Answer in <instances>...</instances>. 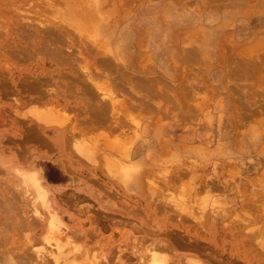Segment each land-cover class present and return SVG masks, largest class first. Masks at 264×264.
Returning <instances> with one entry per match:
<instances>
[{
  "label": "rangeland",
  "instance_id": "1",
  "mask_svg": "<svg viewBox=\"0 0 264 264\" xmlns=\"http://www.w3.org/2000/svg\"><path fill=\"white\" fill-rule=\"evenodd\" d=\"M0 204L26 264H264V0H0Z\"/></svg>",
  "mask_w": 264,
  "mask_h": 264
},
{
  "label": "bare ground",
  "instance_id": "2",
  "mask_svg": "<svg viewBox=\"0 0 264 264\" xmlns=\"http://www.w3.org/2000/svg\"><path fill=\"white\" fill-rule=\"evenodd\" d=\"M69 4H71V3H69ZM74 6V5H73ZM82 8V7H81ZM79 10V9H78ZM52 28V27H51ZM29 33V32H28ZM58 37V36H57ZM66 38V37H65ZM32 39V38H31ZM59 42V41H58ZM256 47V46H255ZM76 58H79V57H76ZM81 59H83V58H81ZM80 59V60H81ZM104 59V58H103ZM109 60V59H108ZM82 61V60H81ZM87 61V60H86ZM77 62V61H76ZM75 62V63H76ZM74 63V62H73ZM79 63V62H78ZM75 65V64H74ZM73 65V66H74ZM66 67V66H65ZM80 67V66H79ZM253 71V70H252ZM86 73V72H85ZM96 73V72H95ZM87 74H89V73H87ZM81 75V74H80ZM79 75V76H80ZM87 76V75H86ZM95 76V75H94ZM93 77V76H92ZM46 80V79H45ZM36 81V80H35ZM32 83V82H31ZM17 85V84H16ZM11 89V88H10ZM26 92V91H25ZM22 95V94H21ZM90 103V102H89ZM49 106V105H48ZM47 107V106H46ZM37 112V111H36ZM53 112V111H52ZM100 114V113H99ZM47 115V114H46ZM63 115H66V114H63ZM60 116H62V115H60ZM97 116V115H96ZM63 117H65V116H63ZM66 118V117H65ZM70 118V117H69ZM34 120V119H33ZM94 120H95V117H94ZM98 120V119H97ZM36 122V121H35ZM73 132V131H72ZM82 142V141H81ZM78 143V142H77ZM79 146V145H78ZM76 150V149H75ZM22 175H23V179L24 180H26V182H30V183H27V184H30L32 187H33V189H31V190H33L35 193H36V197H35V200L37 201V200H40L41 201V204H42V206H38L37 204L34 206V208H33V211H34V215H37V216H39V217H37V220L36 219H34V220H36L37 222L35 223V221H33V222H30V224L29 223H25L24 224V220H20V219H17L16 217H14L16 214H14V219H12V228L14 227V229H13V233H12V235L14 234V233H18L19 231H21V230H23V228L24 227H29V228H31V226H33V228H37V223L39 222L38 220H40V219H42L43 218V216H45L44 215V211H42L41 210V208L43 209V207H45L47 210H45L46 212L48 211V213H49V215H50V221H51V227L52 228H54L57 232H61L63 229H62V226L63 225H65V223H64V221H63V219L61 218V215H59V213H58V211L55 209V207H51V205L49 204V202H50V200H48V198H49V191L45 188V184H44V182H42V179L41 178H39V177H37L36 176V174L35 173H28V175H26V174H24L23 172H22ZM48 184V183H47ZM30 185H28V186H30ZM2 186V185H1ZM58 187V186H57ZM188 188V187H187ZM34 198V197H33ZM11 199V198H10ZM12 200V199H11ZM31 201V200H30ZM35 201V202H36ZM53 201V200H52ZM186 201V200H185ZM3 202V201H2ZM16 203V202H15ZM2 204V203H1ZM1 204H0V207H2L1 206ZM14 204V203H13ZM40 204V205H41ZM2 205H4V203L2 204ZM56 205V204H55ZM12 206V205H11ZM15 206V205H14ZM33 207V206H32ZM20 209V208H19ZM18 209V210H19ZM51 209H53V210H51ZM8 211H9V209H8ZM5 212L7 213V211L5 210ZM32 212V211H31ZM9 214H10V211H9ZM8 214V215H9ZM19 214H20V212H19ZM33 214V213H32ZM22 215V214H21ZM30 215V214H29ZM48 215V216H49ZM10 217V216H9ZM33 217H36V216H33ZM32 217V218H33ZM31 218V219H32ZM38 218H40V219H38ZM9 219V218H8ZM11 219V218H10ZM22 219V218H21ZM40 221H42V220H40ZM48 221V220H47ZM49 221V222H50ZM20 222H21V224H20ZM2 223V222H1ZM47 223V222H46ZM29 224V225H28ZM34 225H36V226H34ZM45 225V224H44ZM67 226V225H66ZM11 227V226H10ZM10 227H8L9 229H10ZM11 228V229H12ZM255 228V227H254ZM258 228V227H257ZM11 229H10V231H11ZM233 229H235V228H233ZM8 230V229H7ZM49 230V229H48ZM70 230V229H69ZM55 231V232H56ZM64 231V230H63ZM63 231H62V233L61 234H63L62 236H65L64 235V233H63ZM68 231V230H67ZM9 232V231H8ZM29 232V231H28ZM1 231H0V235H1ZM22 233V232H21ZM53 233V232H52ZM51 233V234H52ZM232 233H235V232H232ZM56 234V233H55ZM58 234V233H57ZM60 234V233H59ZM8 235V234H7ZM20 235V234H19ZM35 235V234H34ZM49 235V234H48ZM53 235H54V233H53ZM25 236V235H24ZM56 236V235H55ZM60 236V235H59ZM62 236H60V237H54V243L56 244V246H57V249H58V254H56V260H58V259H60L61 258V256H62V254H64V249H63V247H64V243H62ZM7 237V236H6ZM52 237V236H51ZM62 237V238H61ZM52 239V238H51ZM250 242V241H249ZM13 243V242H12ZM51 243H52V241H51ZM30 244H32V243H30ZM14 247H15V245H13ZM78 249L77 250H80V247H77ZM17 249V250H16ZM154 249V248H153ZM19 250H22V254H18V252H17V254L15 253L16 251H19ZM26 250H27V248L25 247V244L24 245H22V246H18V247H15L14 249L12 248V247H10V246H7V244H4L3 242H2V240L0 239V264H6V263H8V264H18V262H19V264L21 263V264H26L25 262H26V260L24 259V258H26L27 256H25L26 255ZM158 250V249H157ZM157 250H151L150 251V253H149V255H148V260L147 261H145V263L144 264H169V260H168V258L166 257V256H162V255H160L159 254V252L157 251ZM39 252H40V250H39ZM15 253V254H14ZM41 253V252H40ZM29 256H31V253H29ZM28 256V257H29ZM27 257V258H28ZM55 257V256H54ZM32 258V257H31ZM29 259H30V257H29ZM145 259V258H144ZM28 260V259H27ZM31 262V261H30ZM75 262V261H74ZM193 262H195L194 264H201L200 263V261H198V260H193Z\"/></svg>",
  "mask_w": 264,
  "mask_h": 264
},
{
  "label": "trees",
  "instance_id": "3",
  "mask_svg": "<svg viewBox=\"0 0 264 264\" xmlns=\"http://www.w3.org/2000/svg\"><path fill=\"white\" fill-rule=\"evenodd\" d=\"M46 177L50 182L53 183H60L65 180V176H63L59 169L51 163H47Z\"/></svg>",
  "mask_w": 264,
  "mask_h": 264
}]
</instances>
